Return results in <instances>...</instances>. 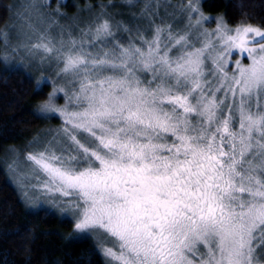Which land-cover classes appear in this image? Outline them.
<instances>
[{
  "label": "snow or ice",
  "instance_id": "snow-or-ice-1",
  "mask_svg": "<svg viewBox=\"0 0 264 264\" xmlns=\"http://www.w3.org/2000/svg\"><path fill=\"white\" fill-rule=\"evenodd\" d=\"M184 12V30L126 41L103 13L59 48L47 29L29 38L67 89L25 179L72 197L105 264H264V28L208 31L195 0Z\"/></svg>",
  "mask_w": 264,
  "mask_h": 264
},
{
  "label": "trees",
  "instance_id": "trees-1",
  "mask_svg": "<svg viewBox=\"0 0 264 264\" xmlns=\"http://www.w3.org/2000/svg\"><path fill=\"white\" fill-rule=\"evenodd\" d=\"M124 1L67 0L65 9L70 13L87 7L98 10L101 6L102 9ZM145 1L157 3L160 0H138L135 6L143 18L146 17L144 13L154 18L156 15L150 11V6L146 7ZM195 1L201 13L224 20L231 27L251 24L264 28V0ZM166 2L172 6L173 3H188V0ZM14 4V0H0V264H105L92 237L77 236L70 218L45 208L29 207L11 180L9 168L36 146L33 143L37 139L43 143L52 135L46 138V133H53L62 125L57 114L39 116L33 111V106L46 96L51 86L45 83L37 87L36 77L3 60L1 33L10 22ZM116 10L129 12L131 8L117 6L110 11ZM132 25L128 21L126 26L132 29ZM59 100L62 104L63 98Z\"/></svg>",
  "mask_w": 264,
  "mask_h": 264
},
{
  "label": "rangeland",
  "instance_id": "rangeland-1",
  "mask_svg": "<svg viewBox=\"0 0 264 264\" xmlns=\"http://www.w3.org/2000/svg\"><path fill=\"white\" fill-rule=\"evenodd\" d=\"M66 1L67 0H14L15 4L12 7L10 22L8 26H6L7 28L2 29L1 33L4 37L3 49L5 56L3 60L5 63L9 66L17 67V69L26 72L33 78L36 77V83L39 80L42 82V86L45 83L49 84L51 89H59L60 87H65L67 89V78L59 73L58 63L54 60L50 61L43 52L29 55L26 51L29 46V38L35 41L37 39V34L44 32L45 29H47L46 35L49 36L52 43L59 48L61 40L65 41V43L70 37L79 40L81 32L87 31L90 26H93L94 21L98 22L101 13L104 14L103 18L108 19L110 24L113 25V31L116 32L117 37L122 41H126L130 36L135 39L138 29L148 37L151 35L152 27L170 25L174 31L179 32L184 30L188 24L187 15L184 12V6L187 3L181 5L179 3H173L172 6H169V3L166 2L169 0H165L166 3L163 2L164 0L158 1L159 3H154L153 1L147 3V1H145L144 4L146 7L149 8L150 6V11L154 12L156 16L152 18L148 13L145 14L144 11H142V14L144 13V15H146V17L143 18V16L138 14L136 10L137 7L135 8V6H137L136 4H138V0H126L119 4H111L102 9L101 6L98 10L87 7L74 13H70L65 9ZM195 2L198 6V1ZM34 5L40 6L39 12L43 14L42 16L38 15L37 10L33 7ZM120 5L125 6L128 10L131 8V11H110L117 6L121 7ZM203 16L209 18L203 22L204 28L208 31L214 30L217 27V22L222 21L205 14H203ZM123 19L127 20V22L130 21L134 25H132V29L131 27L127 28V22L125 23ZM116 26L119 27L117 28ZM227 26L231 27L228 24ZM124 29L128 31H124ZM10 52L11 54L9 55ZM244 63H247V61H244ZM40 86L41 85L37 83V87ZM60 98H63V103L61 105L64 106L66 101L63 94H60ZM69 107H71V105H69ZM57 115L60 116L59 114ZM59 118L63 125L64 122L62 117L60 116ZM58 131L59 128L53 133H46L48 134L46 138L50 136L49 134H52L48 140L52 139V137L58 134ZM40 141V139H37L35 143H33L36 144V146L29 149L26 154L35 153L39 148H42L43 143H40ZM25 156L20 158L18 161L19 163L9 168L11 180L19 189L25 203L33 209L45 208L54 211L61 217L70 218L73 222V231L77 236L92 237L96 243L98 240H101V237L94 236L89 232H79L75 230L76 220L74 212L72 209L65 207V202L71 200L72 197H61L59 194L46 193L43 190V181L45 179L43 175L40 176V183L37 184V190L34 192L30 189L28 181L25 179V173L27 172ZM32 182L36 183L34 179Z\"/></svg>",
  "mask_w": 264,
  "mask_h": 264
},
{
  "label": "clouds",
  "instance_id": "clouds-1",
  "mask_svg": "<svg viewBox=\"0 0 264 264\" xmlns=\"http://www.w3.org/2000/svg\"><path fill=\"white\" fill-rule=\"evenodd\" d=\"M42 86L41 81H37ZM60 92L58 89H50L46 96L33 106V111L39 116H52L57 114L58 110L63 107L60 104Z\"/></svg>",
  "mask_w": 264,
  "mask_h": 264
}]
</instances>
